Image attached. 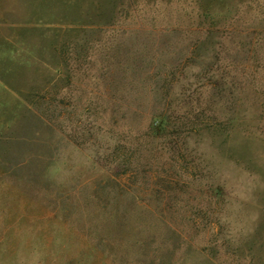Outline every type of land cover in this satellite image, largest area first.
<instances>
[{"label": "rangeland", "instance_id": "rangeland-1", "mask_svg": "<svg viewBox=\"0 0 264 264\" xmlns=\"http://www.w3.org/2000/svg\"><path fill=\"white\" fill-rule=\"evenodd\" d=\"M0 264H264V0H0Z\"/></svg>", "mask_w": 264, "mask_h": 264}]
</instances>
